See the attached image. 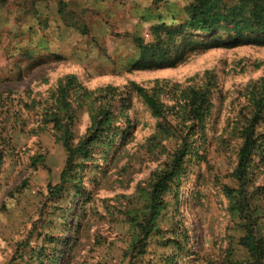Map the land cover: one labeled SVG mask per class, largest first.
Wrapping results in <instances>:
<instances>
[{
  "label": "rangeland",
  "instance_id": "374dc122",
  "mask_svg": "<svg viewBox=\"0 0 264 264\" xmlns=\"http://www.w3.org/2000/svg\"><path fill=\"white\" fill-rule=\"evenodd\" d=\"M191 1L0 0V264H162L173 255L175 264H246L238 245L246 222L264 236V33L230 43L229 25L216 34L185 29L163 41L166 55L192 42L197 50L170 67L132 69L136 41L153 43L161 23L177 28ZM212 39L224 43L201 50ZM69 78L73 143L101 110L115 136L75 159L84 168L53 199L48 186L60 183L70 151L52 120ZM131 85L163 113L153 116ZM191 91L207 92L202 125L188 114ZM246 136L254 148L236 180ZM180 140L188 147L181 170L149 222V186Z\"/></svg>",
  "mask_w": 264,
  "mask_h": 264
},
{
  "label": "trees",
  "instance_id": "16d2710c",
  "mask_svg": "<svg viewBox=\"0 0 264 264\" xmlns=\"http://www.w3.org/2000/svg\"><path fill=\"white\" fill-rule=\"evenodd\" d=\"M162 0H154V2H160ZM187 18L177 28H169L163 23L152 27L153 31V43L142 44L140 40H137V47L139 49V59L134 62L132 69L134 70H151L161 69L167 66H173L175 63L181 60L184 53H190L197 50L199 47L196 42L186 51L182 50L179 55L173 59H169V55H166V50L162 48L164 40L168 37L175 38L179 36L185 29L192 32H204L206 34L217 33L225 30L227 25L232 26L233 31L237 36L230 38L227 42L236 43L241 41V37L245 33H264V0H235L229 4L224 3L223 0H192L186 8ZM263 43L264 39L259 38ZM222 39H212V44L209 47H202L201 50L209 49L212 47H218L223 44ZM189 44V45H190ZM188 44H184L182 48H186ZM184 51V52H183ZM166 52V53H165ZM77 87V83L74 78H69L67 83L61 87L56 94V102L60 105L59 113H56L55 118L52 120L54 123V132L58 135L66 149L70 151L69 160L66 163V168L60 175V183L55 186H48V195L50 198L56 199L59 195L65 191L63 186L67 181L75 180L78 176V170L84 168V164L81 162L75 163V159L79 158L82 161L88 159L91 153V146L93 143H100L110 145L112 138L115 136L114 128L112 126V117L106 110H101L96 114H92V127L91 132L80 139L78 142L73 143L72 138V114H69V104L66 101L67 91L71 88ZM131 91L143 102L146 108L153 116H160L163 113L162 106L151 95H149L143 88L137 85H131ZM207 92H195L189 93V116L192 115L195 119L199 120V125L204 122V113L200 108V101H205ZM261 95L262 99L260 103H264V81L261 83ZM68 114V115H67ZM89 130V131H90ZM254 144L252 138L246 136L242 142V145L238 151V166L236 169V180H242L246 175L247 165L249 157L253 151ZM188 147L183 141L180 140L176 152L172 155L170 160L164 165V168L160 170L149 186L147 193L148 203L145 206V216L147 221L151 222L157 215L160 204L165 194L170 192L171 186L174 185L177 176L181 170L182 161L187 153ZM3 152L0 149V165L2 163ZM74 159V160H73ZM73 160V161H72ZM34 161V160H33ZM32 161V163H33ZM71 169H68L70 168ZM76 169V170H75ZM78 169V170H77ZM75 171L73 174L72 172ZM52 200V199H51ZM146 224L139 226L140 234H148V228ZM155 221V220H154ZM243 227V235L238 240V245L244 251L246 257V264H264V236L262 237L260 229L256 224H252L247 221ZM155 227V225H154ZM135 237V241L132 246H136V243H140V237ZM134 250V248H133ZM176 256L166 257L162 264H175ZM245 264V263H244Z\"/></svg>",
  "mask_w": 264,
  "mask_h": 264
}]
</instances>
